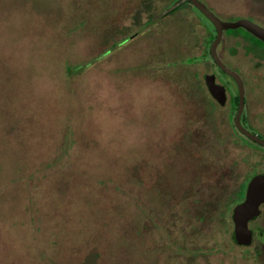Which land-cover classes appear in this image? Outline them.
Masks as SVG:
<instances>
[{
    "label": "rangeland",
    "instance_id": "1",
    "mask_svg": "<svg viewBox=\"0 0 264 264\" xmlns=\"http://www.w3.org/2000/svg\"><path fill=\"white\" fill-rule=\"evenodd\" d=\"M204 1L264 22V0ZM163 4L0 0V264L249 262L229 201L264 151L210 109L209 24L185 6L162 19ZM244 44L227 35L220 55L264 96Z\"/></svg>",
    "mask_w": 264,
    "mask_h": 264
},
{
    "label": "flooded vegetation",
    "instance_id": "2",
    "mask_svg": "<svg viewBox=\"0 0 264 264\" xmlns=\"http://www.w3.org/2000/svg\"><path fill=\"white\" fill-rule=\"evenodd\" d=\"M162 1L163 4V10L160 13V17L162 19L166 16H169L170 14L176 13L182 9V7H189L190 9H193L201 18L204 20L207 24H209L211 28V32H207V36L205 38L206 41V53L209 55L212 65L215 68L214 71L210 73H205L203 75V81L205 85V89L208 93L209 99H210V109H213L214 104H218L221 107L228 106L227 112H229L227 115H230V112L232 113V125L234 130L236 131L237 135L239 136V139L243 143V145H246L250 147L251 149H256L257 151H264V126H261L260 124H255L252 122V117L255 115L257 118H261L262 113L260 111V107L258 106V103L264 102V96L262 95L261 91H259V87L261 86L258 80L252 81L249 80L245 75V78L247 79V85L244 80L234 69L228 67L224 62L223 59L220 55V49L223 44V40L225 39V36L227 35H240V37L244 41V50L247 54L253 55L256 59H261L264 60V41L255 36L253 33L248 31L242 26H237V27H228V28H223L220 33L219 40L215 43L214 46V52L215 55L218 57V59L221 61V63L234 73L238 75L242 82V87H243V102H242V108L241 112L239 114V124L240 126L244 129L245 132L252 134L253 136L257 137L262 142H259L257 140H254L253 138L249 137L245 132H242L237 125L235 124V117L238 112L239 108V88H238V83L235 80L233 76H231L229 73L224 71L219 67L217 64L215 58L212 55L211 52V45L214 43L216 36H217V29L215 25L210 21V19L196 6L194 5L190 0H160ZM201 3H203L208 10H210L215 16H217L221 21L225 22H235L239 19H248L252 21L255 24H258L264 28V22L261 21L260 19L256 18L255 16L252 15H247L250 17H244V16H237L236 19L234 20H226L223 18H220L215 12H213L210 8V6L204 1V0H198ZM157 18V20L160 19ZM251 17L255 18L256 20H253ZM151 20V17L149 18L148 21ZM153 17L152 20L153 21ZM146 22V23H147ZM144 23V25H146ZM226 32V34H225ZM131 37H135L134 35L126 36L121 40H130ZM234 49H232L231 52H233ZM195 60L194 57H188V64L185 63L186 65H190L192 61ZM238 68V67H237ZM240 70V69H239ZM242 72V71H241ZM212 75L213 76V82L217 85H220L224 89V94H225V99L224 102L221 103L210 91L207 83H206V76ZM226 76L228 78H225L223 76ZM253 82L254 83V88L250 87V84L248 83ZM234 90V92H233ZM264 93V91H262ZM261 95H257V94ZM256 94V96H254ZM263 100V101H259ZM264 159V158H263ZM248 174L245 173L244 177ZM264 174V172H258L252 176H250L248 183L244 185V188L241 190L239 187L243 181L238 182L237 186L235 188H238L239 193H242L241 197L238 199L237 204L241 203L244 201L245 196H246V191L247 187L249 184V181L256 175H261ZM234 188V189H235ZM229 201V200H226ZM230 205L232 204V209H231V221H232V239L235 243L236 246L239 248H244L247 250L246 253H240L243 258L248 260L249 262H246V264H264V201L261 202L258 206L259 211L254 216L253 218H250L247 220V228L250 231V240L248 243H237L233 237V230H234V218H233V209L237 205H234L232 201H229Z\"/></svg>",
    "mask_w": 264,
    "mask_h": 264
},
{
    "label": "water",
    "instance_id": "3",
    "mask_svg": "<svg viewBox=\"0 0 264 264\" xmlns=\"http://www.w3.org/2000/svg\"><path fill=\"white\" fill-rule=\"evenodd\" d=\"M194 5H196L215 25L217 29V36L214 43L211 45V52L213 57L215 58L217 64L221 69L229 73L231 76L235 78L238 83L239 88V108L238 112L235 117V124L237 127L242 131L245 132L244 129L239 124V114L242 108L243 102V87L242 82L238 75L231 71L230 69L226 68L218 57L215 55L214 46L217 40H219L221 30L223 28L228 27H237L242 26L255 36L260 38L264 41V28L258 24L253 23L248 19H239L235 22H225L221 21L217 16H215L210 10L206 8V6L198 0H190ZM206 83L211 91V93L221 102H224L225 94L224 89L222 86L217 85L213 82V76L208 75L206 76ZM249 137L257 140V137L253 136L250 133L245 132ZM264 201V174L254 176L248 184L246 196L244 201L237 204L233 209V218H234V230H233V237L235 241L239 244L241 243H248L250 240V231L247 228V220L256 216L259 211V204Z\"/></svg>",
    "mask_w": 264,
    "mask_h": 264
}]
</instances>
